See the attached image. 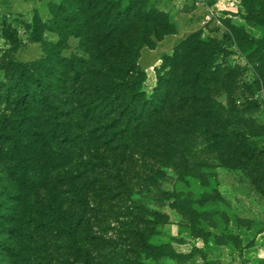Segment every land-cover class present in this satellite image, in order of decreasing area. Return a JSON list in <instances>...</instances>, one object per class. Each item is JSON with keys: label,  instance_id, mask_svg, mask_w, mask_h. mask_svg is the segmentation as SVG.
<instances>
[{"label": "rangeland", "instance_id": "1", "mask_svg": "<svg viewBox=\"0 0 264 264\" xmlns=\"http://www.w3.org/2000/svg\"><path fill=\"white\" fill-rule=\"evenodd\" d=\"M148 1L165 12L173 29L139 50L142 91L151 93L180 40L215 41L212 58L233 83L213 98L239 110L232 118H252L259 133L252 143L263 151V99L254 81L258 66L248 61L264 39V24L246 16L245 0ZM80 3L0 0V118L17 110V64L27 77L40 75L55 91L60 113L70 105L95 104L100 80L81 74V60L94 51L90 42L82 44L72 35L77 21L71 11ZM229 25L250 41L235 47L226 38ZM34 107L26 112L39 124L40 137L23 138L18 148V136L9 132L17 144L5 147L0 128V264H19L21 256L25 264H264V185L253 183L245 170L214 166L202 152L197 160L207 167L177 174L160 150L145 146L154 130L120 151L116 140L110 141L112 132L101 134L97 122L71 129L76 142L64 145L69 155L61 159L52 150L61 141L58 133L47 132ZM157 120L153 125L160 127L164 119ZM199 145L197 140L196 149Z\"/></svg>", "mask_w": 264, "mask_h": 264}, {"label": "trees", "instance_id": "2", "mask_svg": "<svg viewBox=\"0 0 264 264\" xmlns=\"http://www.w3.org/2000/svg\"><path fill=\"white\" fill-rule=\"evenodd\" d=\"M78 1L83 6L73 7L71 11L77 16H73L77 27L72 35L82 44L90 42L92 45L90 50L94 53L86 52L87 57L81 60V74H92L100 80L92 99L95 104L78 103L77 108L70 105L66 112L60 113L54 106L55 91H50L51 87L42 81L40 75L27 77L24 68L17 64L21 78L20 94L14 101L17 110L13 117L0 118L5 147L13 148L17 144L9 132L18 136V148L23 138L40 137L39 124L36 125L33 115L30 118L26 112H31L29 108L34 104L35 111L45 119L43 123L47 124V132L58 133L56 137L61 141L54 143L52 150L59 152L61 159L68 154L64 145L71 148L76 142L71 129L82 128L86 122H97L96 128L101 134L112 132L109 133L110 141L116 140L115 148L120 151L146 131L154 130V137L149 136L151 144L145 146L160 150L172 169L179 170L177 174L190 171V167L193 170L205 167L197 156L206 152L215 161L214 166L243 169L253 183L264 185V167L259 166L264 163V147L259 152L252 143V139L259 136L257 126L252 118H240L241 115L232 118L230 114L239 110L233 106L225 107L213 98L219 90L233 83L224 65L219 66L212 58L215 41L205 42L198 37L180 40L173 47L172 54L166 57L164 67L167 69L156 75L155 85L146 95L141 89L144 71L137 63V57L142 47L152 46L163 35L172 32L165 12L148 0ZM245 2L246 16L255 17L264 24V0ZM227 29L226 38L232 40L235 47L240 48L242 43L250 41L243 31L231 25ZM257 42L259 48L249 54L248 63L252 66L257 63L254 81L261 85L264 108V39ZM3 86L6 93L8 85ZM245 110L242 108V112ZM61 116L65 118L63 125L57 121ZM160 117L164 119L161 126H154L153 122L158 123ZM54 140L57 139L54 137ZM197 140L202 144L198 149ZM55 158L53 156L51 161ZM60 226L64 227L62 222ZM128 229L137 233L133 226ZM143 246L145 243L141 244ZM11 254L16 255V252ZM18 260L19 264H25L22 256Z\"/></svg>", "mask_w": 264, "mask_h": 264}, {"label": "crops", "instance_id": "3", "mask_svg": "<svg viewBox=\"0 0 264 264\" xmlns=\"http://www.w3.org/2000/svg\"><path fill=\"white\" fill-rule=\"evenodd\" d=\"M176 34V33H175Z\"/></svg>", "mask_w": 264, "mask_h": 264}]
</instances>
